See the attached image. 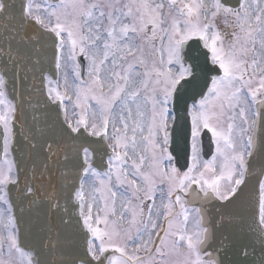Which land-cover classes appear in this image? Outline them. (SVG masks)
I'll use <instances>...</instances> for the list:
<instances>
[{
    "label": "snow or ice",
    "instance_id": "1",
    "mask_svg": "<svg viewBox=\"0 0 264 264\" xmlns=\"http://www.w3.org/2000/svg\"><path fill=\"white\" fill-rule=\"evenodd\" d=\"M0 264H264V0H0Z\"/></svg>",
    "mask_w": 264,
    "mask_h": 264
}]
</instances>
